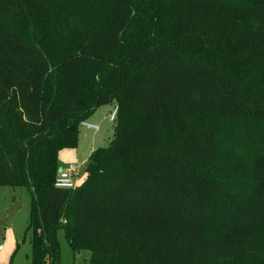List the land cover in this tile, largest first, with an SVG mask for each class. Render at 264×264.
I'll list each match as a JSON object with an SVG mask.
<instances>
[{
  "label": "trees",
  "instance_id": "16d2710c",
  "mask_svg": "<svg viewBox=\"0 0 264 264\" xmlns=\"http://www.w3.org/2000/svg\"><path fill=\"white\" fill-rule=\"evenodd\" d=\"M0 187L31 193V264L59 229L89 264H264V0H0Z\"/></svg>",
  "mask_w": 264,
  "mask_h": 264
},
{
  "label": "rangeland",
  "instance_id": "374dc122",
  "mask_svg": "<svg viewBox=\"0 0 264 264\" xmlns=\"http://www.w3.org/2000/svg\"><path fill=\"white\" fill-rule=\"evenodd\" d=\"M114 105L99 107L86 121L98 130L80 126L76 149L59 153V171L73 164L79 166L78 186L86 176V163L92 148L107 147L114 136L115 122L109 120ZM31 193L22 187H0V264H31L30 236L27 225L30 216ZM60 264H89L91 253H74L63 229L58 231Z\"/></svg>",
  "mask_w": 264,
  "mask_h": 264
},
{
  "label": "built area",
  "instance_id": "2783aa9c",
  "mask_svg": "<svg viewBox=\"0 0 264 264\" xmlns=\"http://www.w3.org/2000/svg\"><path fill=\"white\" fill-rule=\"evenodd\" d=\"M118 114V107L114 106L109 113V120L116 122ZM81 126L86 127L91 130H98V127L89 123H82ZM78 178H79V166L69 164L62 168L55 179V187L59 189L74 190L78 187ZM2 247L0 246V251Z\"/></svg>",
  "mask_w": 264,
  "mask_h": 264
},
{
  "label": "crops",
  "instance_id": "0c3cea01",
  "mask_svg": "<svg viewBox=\"0 0 264 264\" xmlns=\"http://www.w3.org/2000/svg\"><path fill=\"white\" fill-rule=\"evenodd\" d=\"M89 124H90V123H89ZM78 144H79V142H78ZM94 150H95L94 148L91 149L90 154H89V157H90V155L92 154V152H93ZM89 157H88V159H89ZM87 162H88V160H87ZM86 165H87V163H86ZM63 168H64V167H63Z\"/></svg>",
  "mask_w": 264,
  "mask_h": 264
}]
</instances>
